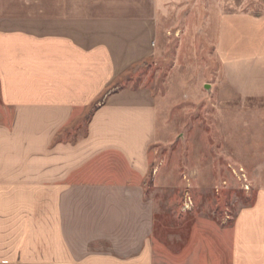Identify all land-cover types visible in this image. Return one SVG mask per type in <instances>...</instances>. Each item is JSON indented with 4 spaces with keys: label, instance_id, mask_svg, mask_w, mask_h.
Wrapping results in <instances>:
<instances>
[{
    "label": "crops",
    "instance_id": "0c3cea01",
    "mask_svg": "<svg viewBox=\"0 0 264 264\" xmlns=\"http://www.w3.org/2000/svg\"><path fill=\"white\" fill-rule=\"evenodd\" d=\"M165 25L264 109V0H0V264H264V187L227 229L155 234V103L114 82Z\"/></svg>",
    "mask_w": 264,
    "mask_h": 264
},
{
    "label": "rangeland",
    "instance_id": "374dc122",
    "mask_svg": "<svg viewBox=\"0 0 264 264\" xmlns=\"http://www.w3.org/2000/svg\"><path fill=\"white\" fill-rule=\"evenodd\" d=\"M163 28L157 55L130 67L114 88L152 96L157 137L147 194L157 211L155 234L182 244L189 233L229 228L264 187V109L235 108L219 85L213 42Z\"/></svg>",
    "mask_w": 264,
    "mask_h": 264
}]
</instances>
